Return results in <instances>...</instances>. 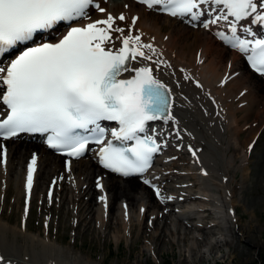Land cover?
I'll return each instance as SVG.
<instances>
[{
    "label": "bare ground",
    "instance_id": "1",
    "mask_svg": "<svg viewBox=\"0 0 264 264\" xmlns=\"http://www.w3.org/2000/svg\"><path fill=\"white\" fill-rule=\"evenodd\" d=\"M96 1L100 8L105 9L104 12L88 10L89 19L79 20L70 26L104 19L108 14L114 17L123 14L126 20H117V24L127 32L132 18L138 17L130 34H139L144 42L152 43L158 50L159 59L171 65L169 68L165 63H153L157 56H153L152 61L138 57L132 62L133 67H152L154 75L171 89L174 120L163 119L156 129L164 143L165 154L156 159L154 170L147 178L124 180L99 168L93 156L73 161L65 170L60 164L62 159L50 153L38 139L35 142L22 141L8 149L7 165L0 163V197L3 195L4 200L11 186L16 191L18 203L21 195L29 198L27 170L35 154L38 157L37 170L29 204L39 198L41 208L48 210L45 203L55 202L56 196L61 197L60 210L68 206L69 210L64 214L70 216L75 213L78 218L75 229L84 224L88 232L96 220L106 232L122 226L124 232L130 228L133 233L132 228L136 224L140 227V236L153 246L146 247L143 254L149 251L157 254L158 242L163 243L166 237L169 239L179 234L183 236L181 242L184 245L188 240L192 241V245H188L192 259L199 254V247L207 248L208 256L203 253L198 258L199 263L202 258H214L215 251L218 256L221 248H231V251H225L220 260L232 257L241 229L236 206L234 208L236 190L231 183L236 169L234 172L231 169L239 160L241 163L237 169L248 170L245 166L249 155L244 149L250 147L254 136L264 127L263 77L254 75L235 50L223 47L215 39L217 32L226 29L224 24L228 21L224 19L216 23L207 22L201 29L198 26L191 36L187 30L191 23L186 19L180 20L185 28L173 26L168 33H163L167 29L165 25H158L154 17L148 16L147 9L129 0ZM208 11H214L209 15L212 21L219 10L211 7ZM69 27L62 33H56L53 41L65 34ZM237 29L246 36L257 35L264 33V22H257L254 16L248 17L237 22ZM115 44L122 46L119 40ZM132 75L134 73H125L124 77L131 78ZM185 76L189 78L185 79ZM197 83L201 86L197 87ZM252 114L255 117L250 125V136L242 142L241 133ZM4 116L0 112V119ZM9 142L13 141L0 139L4 147ZM178 159L188 161L181 163ZM180 166L185 170L176 171ZM146 179L151 183L145 184ZM52 180H56V185L50 184ZM97 180L103 185V191ZM166 182L178 184L165 185ZM151 185L158 187L163 197L171 199L161 202ZM191 191L194 193L190 194ZM105 195L107 208L100 199ZM208 207H212L215 216L212 211H204ZM206 219L211 220L208 225L203 224ZM27 220L23 224L25 227ZM160 224L162 227L159 229ZM215 228L220 236L213 233ZM45 230L47 237L42 238L40 232L32 234L15 229L0 217V257H3L0 264H80V258L71 257L70 251L61 249L56 243L58 240H50L49 227ZM192 231L198 235L189 238ZM166 243L171 248L178 245L169 240ZM193 251H197L196 254ZM144 261L146 264L147 258ZM129 263V260L125 261V264Z\"/></svg>",
    "mask_w": 264,
    "mask_h": 264
},
{
    "label": "snow or ice",
    "instance_id": "2",
    "mask_svg": "<svg viewBox=\"0 0 264 264\" xmlns=\"http://www.w3.org/2000/svg\"><path fill=\"white\" fill-rule=\"evenodd\" d=\"M139 3L151 11L160 10L172 17L190 16L193 20L199 18L202 5L223 6L225 13L211 22L221 18L228 21L232 35H218L241 53H250L249 65L264 76V39L241 40L237 36V22L252 16L257 22H264V0H139ZM93 4L94 0H0V57L26 45L6 66H0V84L6 86L0 101L7 107L6 116L0 119V139L11 140L22 133H50L47 139L50 148L79 159L89 151L90 143L105 144L106 129L101 121H115L120 127L111 136L121 141V146L109 141L101 148L100 163L123 176L143 174L152 167L153 155L160 149L156 139L148 134V122L161 118L174 120V116L171 89L154 75L152 67H133L132 62L138 57L152 61L157 56L153 63H165L152 43L144 42L139 34H130L138 17L132 18L127 32L117 24V20H126L125 15L108 14L104 19L70 26L54 41L37 42L38 33L48 32L61 22L71 25L73 21L89 19L88 9ZM96 7L105 11L99 5ZM229 17L233 19L228 20ZM116 40L122 46L117 47ZM165 66L171 67L166 63ZM125 73L134 75L128 78ZM125 141H135V145L129 147ZM37 159L33 154L28 165L29 198ZM7 161L8 149L0 144V163L7 165ZM68 163L70 167L71 161ZM144 183L151 182L146 179ZM97 185L103 191L99 180ZM151 186L161 202L171 199L163 197L155 185ZM100 199L107 208V196Z\"/></svg>",
    "mask_w": 264,
    "mask_h": 264
},
{
    "label": "rangeland",
    "instance_id": "3",
    "mask_svg": "<svg viewBox=\"0 0 264 264\" xmlns=\"http://www.w3.org/2000/svg\"><path fill=\"white\" fill-rule=\"evenodd\" d=\"M147 14L150 18L154 17L158 25H165L167 27V29L163 30V33H168L172 30L173 26L180 29L185 28L180 20L177 22L176 20L166 19V17H162V15H158L154 11H147ZM169 26H171V28H169ZM201 28L202 25L199 29ZM187 30L190 31L188 32L190 36L192 35L191 32L195 31L190 28ZM262 95L264 96V91ZM238 115L241 116L242 113L239 112ZM254 117L255 114H252L241 133L240 139L242 142L250 136V125ZM257 134V136H254L255 141H252L251 146L247 150L244 149V152L246 151L247 155H249V162L245 166L249 171L247 170L245 172L241 169H237V166L241 163L239 160H236L235 166L231 169V172H234L236 169L235 178L233 181L231 180V183L236 190V199H234L236 205H234V208L236 206L235 210L238 218L236 219L240 223L239 227L241 231L238 239L239 244L237 243V247H239H236L234 253H232V257L226 256L224 260H220V257H222L225 251H231V248H221V253H218V256L217 251H215V255L213 254L214 258H202V261L200 260L199 263L198 258L203 255V253L206 252L208 256L207 248L199 247L200 249L198 248V252L193 251V254H196V252L199 254L194 255V259H192L188 248V245H192V241L188 240L184 245L181 242L183 236L179 234L174 235V237L170 236L169 239L166 237L163 243L158 242L157 246L159 251L157 254L153 251L143 254L146 247L152 248L153 246L147 243V239L145 240L140 236L141 230L139 225L135 224L132 228L133 233H131L130 228L124 232L122 226H118V228L106 232L94 219L95 221L92 224V229L88 232L85 230L84 224L75 229L78 224V218L75 213H72L70 216L64 214L69 210L68 206L60 210L58 205L63 201L61 197L56 196L55 202L53 201L50 203L47 201L45 207L48 208V210L42 209L39 198H35L34 202L28 205L27 196L21 195L22 197L20 196V202L18 203V197L15 195L16 191L11 186L4 200L3 195L0 197V217L2 221L7 222L15 229H21L32 234H38V232H40L42 238L47 237L45 229L49 227L48 233L50 240H58L56 243L60 244L59 247L61 249L70 251L71 257L80 258V264H125L127 260L130 261L129 264H145L144 260L146 258V264H264V127L258 131ZM20 142L21 140H14L13 142L7 143L5 147L9 149ZM184 161H188V159H178V162L182 163ZM60 164L62 165V161ZM182 169L185 170L184 167L180 166L176 168V171L182 172L184 171ZM176 184L177 183L171 182L165 183V185L172 186ZM0 188L2 189V186H0ZM63 193L66 194L65 191H63ZM192 193L194 192L191 191V194ZM2 200L4 201L3 205L1 203ZM26 215H28L27 227L23 225L26 220ZM209 222L210 221L207 219V222L204 221L203 224L208 225ZM146 224L148 226L147 222ZM152 226L153 224H151V227ZM161 227L162 224H160L158 228L160 229ZM212 231L217 235L218 231L216 228ZM197 235L198 233L192 231L188 237L190 238ZM217 236L220 235L218 234ZM167 240L178 243V245L171 248L169 244L167 245ZM22 242L23 241L20 240V243Z\"/></svg>",
    "mask_w": 264,
    "mask_h": 264
}]
</instances>
